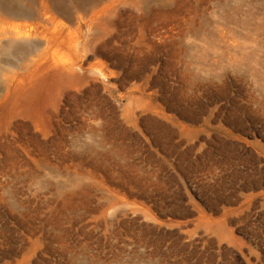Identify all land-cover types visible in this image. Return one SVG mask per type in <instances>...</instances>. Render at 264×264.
Instances as JSON below:
<instances>
[{
    "label": "rangeland",
    "instance_id": "1",
    "mask_svg": "<svg viewBox=\"0 0 264 264\" xmlns=\"http://www.w3.org/2000/svg\"><path fill=\"white\" fill-rule=\"evenodd\" d=\"M0 264H264V0H0Z\"/></svg>",
    "mask_w": 264,
    "mask_h": 264
},
{
    "label": "trees",
    "instance_id": "2",
    "mask_svg": "<svg viewBox=\"0 0 264 264\" xmlns=\"http://www.w3.org/2000/svg\"><path fill=\"white\" fill-rule=\"evenodd\" d=\"M219 205H216V206H213V208L212 209H214L215 211H217V210H219ZM209 209H211L210 207H209ZM238 259L239 260H242V258L240 257V255H238Z\"/></svg>",
    "mask_w": 264,
    "mask_h": 264
}]
</instances>
